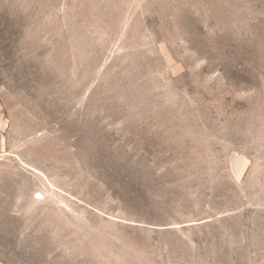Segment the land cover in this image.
Returning <instances> with one entry per match:
<instances>
[{
	"label": "rangeland",
	"instance_id": "obj_1",
	"mask_svg": "<svg viewBox=\"0 0 264 264\" xmlns=\"http://www.w3.org/2000/svg\"><path fill=\"white\" fill-rule=\"evenodd\" d=\"M0 264H264V0H0Z\"/></svg>",
	"mask_w": 264,
	"mask_h": 264
}]
</instances>
